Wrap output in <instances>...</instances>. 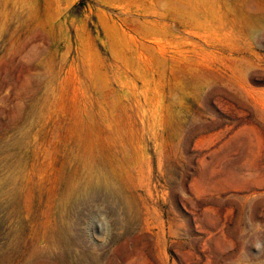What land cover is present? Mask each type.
<instances>
[{"label": "rangeland", "instance_id": "obj_1", "mask_svg": "<svg viewBox=\"0 0 264 264\" xmlns=\"http://www.w3.org/2000/svg\"><path fill=\"white\" fill-rule=\"evenodd\" d=\"M0 264H264V0H0Z\"/></svg>", "mask_w": 264, "mask_h": 264}, {"label": "bare ground", "instance_id": "obj_2", "mask_svg": "<svg viewBox=\"0 0 264 264\" xmlns=\"http://www.w3.org/2000/svg\"><path fill=\"white\" fill-rule=\"evenodd\" d=\"M248 133V132H247ZM246 133V134H247ZM13 179H14V177H12ZM6 181V180H5ZM15 185V184H14ZM75 187H76V182H74V181H70L69 182V184H68V188H67V193H72L73 191H74V189H75ZM5 194V193H4ZM3 196V195H2ZM67 196L68 195H66L65 196V198L67 199ZM80 198V197H79ZM81 198H82V196H81ZM65 200V199H64ZM81 200V199H80ZM83 200V199H82ZM86 200V199H85ZM88 202V201H87ZM81 204L82 203H80V206H81ZM89 204V203H88ZM126 204V203H125ZM84 206H85V203L83 204ZM133 226V225H132ZM70 228V223L66 220V223H65V225L63 226V227H60V229H58V230H54L52 233V237H55L56 235H59V236H61V237H64V235H65V230H66V232H67V229H69Z\"/></svg>", "mask_w": 264, "mask_h": 264}]
</instances>
